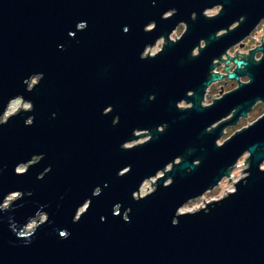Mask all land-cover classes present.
Wrapping results in <instances>:
<instances>
[{"label": "water", "instance_id": "obj_1", "mask_svg": "<svg viewBox=\"0 0 264 264\" xmlns=\"http://www.w3.org/2000/svg\"><path fill=\"white\" fill-rule=\"evenodd\" d=\"M262 21L264 0H0V264H264V114L218 145L264 105V36L226 55Z\"/></svg>", "mask_w": 264, "mask_h": 264}, {"label": "rangeland", "instance_id": "obj_2", "mask_svg": "<svg viewBox=\"0 0 264 264\" xmlns=\"http://www.w3.org/2000/svg\"><path fill=\"white\" fill-rule=\"evenodd\" d=\"M220 10L219 7H216V8H213L211 10H208L205 12V15L208 16V17H211V16H214L218 13V11ZM264 21L261 22V24L251 33V35L249 37H247L245 40H244V48L243 49H239L238 47H235L237 49V53L239 54H247L249 50H253L255 49L256 47L259 46V43L261 41V38L264 36V32H263V24ZM184 25H180L178 27V29L172 33L170 36H169V39L171 41H175L178 40L180 37H181V34L183 33L184 31ZM162 42L163 40H159L153 47L147 49L145 52H144V56L145 54H147L148 52V55L149 56H153L155 55L157 52L160 51V49L162 48ZM204 44H201V46H203ZM236 51V50H235ZM234 51V53H235ZM195 54H197V50H195L194 52ZM231 54V56L233 57V48L231 49V51L229 52ZM258 56H260V54H258ZM225 60H226V57H224ZM222 67L223 66H219L215 72L217 74H220V75H223L225 76V72L222 70ZM245 78H242V81L244 82ZM37 82V79H33L31 81V84L33 83H36ZM236 82H233V84H226L223 86L224 88V92H227V90H230L232 88H235L237 87V85H235ZM219 98V87H217V85H214L212 86L211 88L208 89L207 93H206V96L203 100V105H206V106H209L212 104V100H216ZM16 101V105H15V110L14 112L11 114L13 115L17 110L18 108L20 107L21 105V109H24V110H28L30 108V104L29 103H26V102H22L21 99H16L14 100ZM22 103V104H21ZM180 107L181 108H186L187 105L185 103H181L180 104ZM264 114V105H261L259 103L258 106H254V109H252L250 111V113L248 114V117H246L245 119H240L239 122L237 123V125L233 126V127H228L226 128V133L222 136V138L219 140L218 142V145H221L224 141H226L228 138H230L235 132L243 129V128H246L248 125H251L253 122H255L257 119H259L262 115ZM9 117V116H8ZM8 117L4 118L2 117V120H6ZM149 137L148 136H145L131 144H128V147L130 146H133V145H136V144H140V143H143L145 142ZM247 155H244L243 157H241L239 159V161H245L247 159ZM245 163V162H244ZM244 163H241V167L243 166V169H239V170H235L233 172V180H232V183L231 182H227V178L223 179L220 183V185H218L216 188H214L213 190H211L209 193L207 194H204L203 196V199L200 198L198 200H193L191 202H188L183 208L180 209L181 210H186V211H189V212H193V211H196L198 210L199 208H203L204 205L206 204V202H210L211 200H218V199H221L223 196H225L227 193L231 192V191H234V188H233V183L236 181H238L240 178H243L245 176L244 173L241 174V172L243 170H245L247 167H246V164L245 165H242ZM264 167V166H263ZM169 169V168H168ZM26 170V167L25 166H20L17 171L18 172H22ZM161 176V173L159 174ZM156 178H152L151 180L149 181H146L145 184L141 187L140 189V192L138 194V197H143L145 195H147L148 193L152 192L153 189H154V186H152L151 188V184H154ZM235 182V183H236ZM15 197H17L15 195ZM15 197H13L11 199V201H13L15 199ZM9 198H7L6 200V203L5 205H8L11 201H8ZM203 200H204V203H203ZM44 216L43 217H40L39 220L42 222L45 220ZM36 226V223L34 222V227ZM33 229L31 231H24L25 234L27 233H30L32 232Z\"/></svg>", "mask_w": 264, "mask_h": 264}, {"label": "flooded vegetation", "instance_id": "obj_3", "mask_svg": "<svg viewBox=\"0 0 264 264\" xmlns=\"http://www.w3.org/2000/svg\"><path fill=\"white\" fill-rule=\"evenodd\" d=\"M260 24H261V23H260ZM260 24H259V25H260ZM262 24L264 25V23H262ZM259 25H258V26H259ZM258 26H257V27H258ZM178 27H179V26H178ZM178 27H177V29H178ZM177 29H176V30H177ZM176 30H175V31H176ZM175 31H174V32H175ZM174 32H173V33H174ZM160 40H161V39H160ZM162 40H163V39H162ZM158 41H159V40H158ZM158 41H157V42H158ZM157 42H156V43H157ZM243 42H244V41H243ZM243 42H242V45H243L242 47H240L239 45H238V46H235V47H238L239 49H243L244 46H245ZM201 44H203V42H202ZM259 46H261V41H260V43H259ZM259 46H258V47H259ZM202 47H203V46H202ZM235 47H233V53H232L233 55H234V51L237 50ZM148 49H149V48H148ZM230 51H231V49L226 53V55H227L228 57H230V58H233V57L231 56V54L229 53ZM247 54H248V53H247ZM258 54H260V56H258ZM261 56H262L261 53L256 52L255 55H254V60H255V61L260 60ZM224 57H226V56H224ZM224 57H223L221 60H225ZM237 59L240 60V57H237ZM226 60H227V58H226ZM215 63H218V62L215 61L214 64H215ZM229 65H231V67L229 68L228 73H232V72L235 70V66H234V64H233L232 61H230ZM229 65H228V66H229ZM219 66H220V67H221V66L224 67L225 64H224V63H219V64H217L215 70H216ZM215 70H214V73H216ZM222 70L225 72V70H224L223 68H222ZM225 74H226L225 76H227V73H226V72H225ZM218 75H220V74H218ZM242 78H245L244 82L242 81ZM233 82H236L235 85H237V87L232 88V89H230V90H227V92H224V88H223V86L226 85V84H231V83L233 84ZM239 82H240V83H248V78H246V77H240V78H239ZM214 85H217V87H219V98L221 97L220 92H222V95H224V94L229 93V92H231V91H233V90H235V89L238 88V83H237V81L228 80L227 78H223V79H221L220 81H217V82L212 83V84L207 88L206 93H207L208 89L211 88V87L214 86ZM206 93H205V96H206ZM205 96H204V98H205ZM260 104H261V103H260ZM258 105H259V103H257V104L255 105V107L258 106ZM261 105H263V104H261ZM178 106L180 107V105H178ZM202 106H203V107H206V105H203V102H202ZM180 108H181V107H180ZM252 109H254V107H253ZM249 113H250V112H249ZM249 113H248V114H249ZM247 117H248V115H247ZM240 119H241V118H240ZM240 119H239V120H240ZM242 119H245V118H242ZM239 120H238V122H239ZM238 122H237V123H238ZM236 125H237V124H236ZM232 127H233V126H232ZM227 128H228V127H227ZM225 130H226V129H225ZM225 130L223 131V135L226 133ZM223 135H222V136H223ZM221 145H222V144H221ZM238 161H239V160H238ZM238 161H237V162H238Z\"/></svg>", "mask_w": 264, "mask_h": 264}, {"label": "bare ground", "instance_id": "obj_4", "mask_svg": "<svg viewBox=\"0 0 264 264\" xmlns=\"http://www.w3.org/2000/svg\"><path fill=\"white\" fill-rule=\"evenodd\" d=\"M15 105H16V101H12L11 103H10V105H9V107H8V109H7V111H6V113H5V115L3 116L4 118H6V117H8V116H10L13 112H14V110H15ZM235 184V183H234ZM233 188H234V186H233ZM231 192H233V191H231ZM230 193V192H229ZM13 197H15V195H12V196H9L8 198V201H11V199L13 198ZM7 201V200H6ZM6 201H5V203H6ZM3 206H5V204L3 205ZM80 211H82V209H80ZM181 213H189V211H186V210H181L180 211ZM44 219V218H43ZM33 227H34V223H30V224H28V226L26 227V229H25V231H31L32 229H33Z\"/></svg>", "mask_w": 264, "mask_h": 264}, {"label": "built area", "instance_id": "obj_5", "mask_svg": "<svg viewBox=\"0 0 264 264\" xmlns=\"http://www.w3.org/2000/svg\"><path fill=\"white\" fill-rule=\"evenodd\" d=\"M244 162H245V161H241V160L238 161V162L236 163V165L234 166V167H236V166H238V167L232 169V171H231V173H230V176H231V181H230V182H231V183H232V180H233V178H234V176H233V172H234L235 170H239V169H241V168L243 169V166L241 167V166H239V165H240L241 163H244ZM240 167H241V168H240ZM246 167H247V163H246ZM227 180H229V179H227ZM235 182H236V181H235ZM235 182H234V183H235ZM234 183H233V184H234ZM202 199H203V197H202ZM211 201H216V200H211ZM211 201H210V202H211ZM208 203H209V202H206V204H208ZM204 206H205V205H204Z\"/></svg>", "mask_w": 264, "mask_h": 264}, {"label": "clouds", "instance_id": "obj_6", "mask_svg": "<svg viewBox=\"0 0 264 264\" xmlns=\"http://www.w3.org/2000/svg\"><path fill=\"white\" fill-rule=\"evenodd\" d=\"M61 235H63V233H61Z\"/></svg>", "mask_w": 264, "mask_h": 264}]
</instances>
